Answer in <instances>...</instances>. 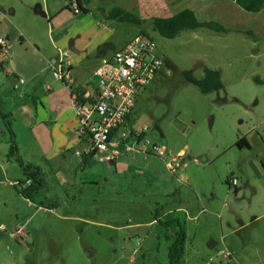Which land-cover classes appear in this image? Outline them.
<instances>
[{
  "label": "rangeland",
  "instance_id": "rangeland-1",
  "mask_svg": "<svg viewBox=\"0 0 264 264\" xmlns=\"http://www.w3.org/2000/svg\"><path fill=\"white\" fill-rule=\"evenodd\" d=\"M34 1L12 3L21 12ZM88 8V18L103 16L97 4ZM69 16L61 18L75 40L85 25ZM151 21L139 26L110 20L113 32L99 27L103 36L75 57L68 36L57 42L73 62L76 86L120 50L118 43L139 33L154 39L165 66L139 96L132 126L147 133L150 143L142 149L156 145L167 153H128L133 143L127 142L118 149L126 153L117 166L98 154L85 169L67 154L63 175H54L56 166L54 173L49 169L48 189L28 200L18 192L20 161L29 164L38 151L25 145L14 124L11 130L0 120V264H171L169 249L180 229L189 238L183 264H264V37L199 29L171 40ZM205 68L221 72V91L203 94L183 76L192 71L203 79ZM243 138L250 148L238 147ZM115 140L121 144V135ZM13 145L16 154L9 157ZM167 164L184 166L172 173ZM149 173L160 181L146 184ZM231 178L236 187L227 184ZM180 203L188 216L167 213Z\"/></svg>",
  "mask_w": 264,
  "mask_h": 264
},
{
  "label": "crops",
  "instance_id": "crops-1",
  "mask_svg": "<svg viewBox=\"0 0 264 264\" xmlns=\"http://www.w3.org/2000/svg\"><path fill=\"white\" fill-rule=\"evenodd\" d=\"M14 1L17 0H0V40L6 42L5 45L0 44V120L7 123L11 130L14 124L25 145L28 146L30 143L37 149L39 156L30 154L28 160L29 164L41 169L47 182L46 190L49 169L54 173L52 168L56 166L58 169L54 175L62 176L63 165L69 163L67 154L74 155L78 160L77 164L82 165L83 169L89 166L90 160L95 157L87 153L88 142L78 133L79 122L74 108L76 99L80 102L87 101L94 73L84 85L76 86L73 85L72 79L70 82L62 83L53 75V69L61 58L71 65V70L74 69L67 53L61 51L64 47L58 46L59 42L64 43L63 39L68 36L66 24L61 18L65 13H68L70 18H80V23L85 25L78 32L81 39L77 37L73 40L70 35L68 36V41L71 40L68 48L70 52L72 51L73 57L85 48L93 46L92 42L98 38V34L103 36V31L99 30V27L106 25L108 30L113 32L107 24L110 20L106 19V15L115 6L136 13L145 21L170 18L189 9L194 11L201 21L220 23L229 30L251 31L256 39L264 37V0H93L91 5L97 4L103 14L100 18L95 17V20L88 18L91 14L82 17L83 14L78 13L77 16H72L71 11L65 10L68 0L34 1L32 8L27 6V10L21 12L12 3ZM100 2L103 7L99 6ZM88 25L92 28H86ZM57 31L58 35L54 40ZM90 31H93V34H90ZM129 42L118 43V49H123ZM56 51L61 52L60 57H56ZM135 116L136 108L130 124L113 137V142L119 144L112 145L110 152L104 153L106 156L111 154L112 160L109 162L113 165L117 166L116 159L126 152L144 154L141 151H129L124 143L130 142L134 145L137 142L142 149L145 140L150 142L145 130L138 131L133 128ZM136 132H142L138 139L135 138ZM124 133L126 138H123ZM26 135H29L28 140ZM118 135H121V144L115 140ZM262 140L264 142V138ZM246 144L244 147L250 148L247 140ZM121 146L126 147V152L118 150ZM166 153L165 149L164 155ZM179 154H183V151ZM146 155L158 157L154 149L148 150ZM176 159L175 157L173 160ZM176 165H179L176 171L184 166ZM130 168L131 166L128 167V171ZM167 168L169 169L168 166ZM149 175L151 177L146 178V184L152 178L155 183L160 181L158 175L154 173ZM191 189L197 195L198 201H202L196 187ZM171 194L175 195L176 192ZM187 207L189 208V205ZM167 213L188 216V211L182 203L174 204ZM186 236L185 245L189 240L187 231Z\"/></svg>",
  "mask_w": 264,
  "mask_h": 264
},
{
  "label": "built area",
  "instance_id": "built-area-1",
  "mask_svg": "<svg viewBox=\"0 0 264 264\" xmlns=\"http://www.w3.org/2000/svg\"><path fill=\"white\" fill-rule=\"evenodd\" d=\"M72 9L79 13L75 3ZM5 45L4 40H0ZM165 60L159 55L154 39L144 33L137 34L123 49L113 57L106 59L96 69L91 84V92L87 101L74 102L78 116V133L88 142V154L97 155L110 152V147L119 143L113 142V137L130 124L134 116L139 96L151 86L161 75ZM71 65L61 58L53 69L54 78L62 83L71 81ZM142 132H136L138 139ZM123 138H126L124 133ZM145 140V144H149ZM158 155L163 156L165 148L154 145ZM129 151H141L136 142ZM112 156H106L102 161H111ZM172 173L179 165L167 164ZM30 183V182H29ZM233 186L238 185L236 178L229 179Z\"/></svg>",
  "mask_w": 264,
  "mask_h": 264
},
{
  "label": "trees",
  "instance_id": "trees-1",
  "mask_svg": "<svg viewBox=\"0 0 264 264\" xmlns=\"http://www.w3.org/2000/svg\"><path fill=\"white\" fill-rule=\"evenodd\" d=\"M92 1L93 0H68L65 10L75 13V11L72 9V4L75 3L79 13L87 14L89 13L88 7L91 5ZM106 19L116 21L118 23H132L139 26L146 23V21L143 20L138 14L127 11L118 6H115L110 10L108 15H106ZM151 24L154 31L159 33L162 37L171 40L177 38L179 34L185 31H196L199 29H209L216 33H224L229 31V29L225 28L219 23L212 21H201L195 12L189 9L183 10L170 18H154L151 21ZM183 76L189 83L196 86L203 94L219 92L224 88L222 75L218 70L205 68L203 79H196L192 71L183 72ZM237 145L238 147L243 148L245 145H247L246 140H239ZM14 154H16V149L13 145L10 148L9 157H13ZM17 160L20 161L19 159ZM20 166L23 169L24 179L18 184L20 185V189L18 190L19 194L28 200H32L34 197L44 193L47 188V182L45 176L41 172V169L32 164H24L22 161H20ZM186 239L187 236L185 231L180 229L176 233L175 241L169 249V258L171 264H183V257L185 254L184 245L186 243Z\"/></svg>",
  "mask_w": 264,
  "mask_h": 264
}]
</instances>
